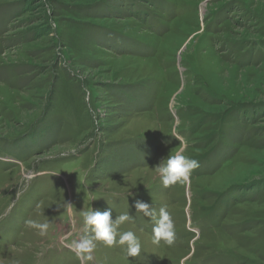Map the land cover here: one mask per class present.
<instances>
[{
    "label": "rangeland",
    "instance_id": "obj_1",
    "mask_svg": "<svg viewBox=\"0 0 264 264\" xmlns=\"http://www.w3.org/2000/svg\"><path fill=\"white\" fill-rule=\"evenodd\" d=\"M89 207L141 250L87 264H264V0H0V264H81Z\"/></svg>",
    "mask_w": 264,
    "mask_h": 264
},
{
    "label": "clouds",
    "instance_id": "obj_2",
    "mask_svg": "<svg viewBox=\"0 0 264 264\" xmlns=\"http://www.w3.org/2000/svg\"><path fill=\"white\" fill-rule=\"evenodd\" d=\"M181 147L175 154L167 157L166 161H162L155 167V172L161 178L164 187H169L179 183H185L189 180L192 170L199 167V162L195 159L187 157L184 153L188 148L186 140H182L178 135L175 136ZM135 207L145 215H150L154 218L155 227L154 243H159L163 240L166 244L172 245L175 236L174 222L165 208H160L157 215L156 212L150 210L148 204L136 202ZM83 228L82 231L87 233L89 229L93 235H81L79 240L72 241L70 247L75 252L81 264L93 259L92 252L96 248V242H103L106 247H112L115 244L126 245L129 256H136L140 253L141 244L138 237L132 231L118 233L120 225L124 224L130 218L125 214L112 219L111 209L103 212L99 210H88L82 212ZM30 227L39 230V235L45 236L50 228V223H39L35 220L28 221ZM119 235V240L116 239Z\"/></svg>",
    "mask_w": 264,
    "mask_h": 264
},
{
    "label": "trees",
    "instance_id": "obj_3",
    "mask_svg": "<svg viewBox=\"0 0 264 264\" xmlns=\"http://www.w3.org/2000/svg\"><path fill=\"white\" fill-rule=\"evenodd\" d=\"M247 193H248V191H246ZM248 195H249V193H248Z\"/></svg>",
    "mask_w": 264,
    "mask_h": 264
},
{
    "label": "bare ground",
    "instance_id": "obj_4",
    "mask_svg": "<svg viewBox=\"0 0 264 264\" xmlns=\"http://www.w3.org/2000/svg\"><path fill=\"white\" fill-rule=\"evenodd\" d=\"M231 79V78H230Z\"/></svg>",
    "mask_w": 264,
    "mask_h": 264
}]
</instances>
